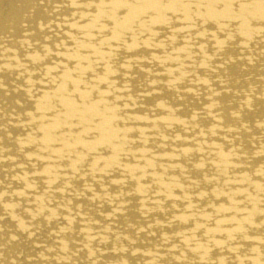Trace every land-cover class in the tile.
Segmentation results:
<instances>
[{"label":"bare ground","instance_id":"bare-ground-1","mask_svg":"<svg viewBox=\"0 0 264 264\" xmlns=\"http://www.w3.org/2000/svg\"><path fill=\"white\" fill-rule=\"evenodd\" d=\"M0 264H264V0H0Z\"/></svg>","mask_w":264,"mask_h":264}]
</instances>
